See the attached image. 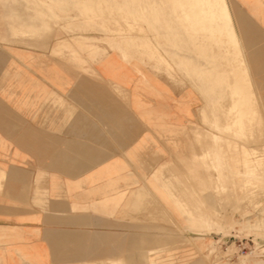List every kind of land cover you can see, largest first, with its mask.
<instances>
[{"label":"rangeland","instance_id":"rangeland-1","mask_svg":"<svg viewBox=\"0 0 264 264\" xmlns=\"http://www.w3.org/2000/svg\"><path fill=\"white\" fill-rule=\"evenodd\" d=\"M111 57L139 77L154 72L171 82L177 100L189 94L194 114L170 132L184 138L172 144L178 151L162 176L174 181L168 192L177 206L166 199L164 207L149 206L147 237L108 264L264 260L236 249L242 240L264 244V0H0L5 103L13 72L15 86L37 88L21 95L31 107L21 118H44L48 86H106L92 74L83 85L34 76L59 71L61 61L71 67L75 58L85 68L70 69L91 71L93 61Z\"/></svg>","mask_w":264,"mask_h":264},{"label":"crops","instance_id":"crops-1","mask_svg":"<svg viewBox=\"0 0 264 264\" xmlns=\"http://www.w3.org/2000/svg\"><path fill=\"white\" fill-rule=\"evenodd\" d=\"M73 65L85 68L80 58ZM72 66L61 61L34 78L83 85L92 74L106 86L46 87L40 120L21 118L31 110L21 95L37 88L15 86V72L5 103L0 65V264L119 261L146 238L149 206H177L174 181L162 176L178 151L172 144L184 141L170 132L193 116L192 97L177 100L171 82L139 77L114 57L93 61L91 71Z\"/></svg>","mask_w":264,"mask_h":264},{"label":"built area","instance_id":"built-area-1","mask_svg":"<svg viewBox=\"0 0 264 264\" xmlns=\"http://www.w3.org/2000/svg\"><path fill=\"white\" fill-rule=\"evenodd\" d=\"M236 249L241 255H256L259 258H264V244L250 239L238 241Z\"/></svg>","mask_w":264,"mask_h":264},{"label":"bare ground","instance_id":"bare-ground-1","mask_svg":"<svg viewBox=\"0 0 264 264\" xmlns=\"http://www.w3.org/2000/svg\"><path fill=\"white\" fill-rule=\"evenodd\" d=\"M219 6H220V5H219ZM225 16H226V15H225ZM20 18H21V17H20ZM21 20H22V19H21ZM29 20H30V19H29ZM29 20H28V21H29ZM31 20H32V19H31ZM31 20H30V21H31ZM25 22H26V21H25ZM25 22H24V23H25ZM22 23H23V22H22ZM34 24H35V23H34ZM222 24H223V23H222ZM217 25H218V24H217ZM227 26H228V25H227ZM231 31H232V30H231ZM235 107H236V106H235ZM237 107H238V105H237ZM246 112H247V111H246ZM244 113H245V112H244ZM241 115H243V114H241ZM238 117H240V116H238ZM239 119H240V118H239ZM239 119H238V120H239ZM244 119H245V118H244ZM246 119H247V118H246ZM243 121H244V120H243ZM237 123H240V122H237ZM238 125H239V124H238ZM240 125H242V124H240ZM243 125H244V124H243ZM239 127H240V126H239ZM241 127H243V126H241ZM200 227H201V226H200ZM196 228H197V227H196ZM146 237H147V236H146ZM148 237H149V236H148ZM152 237H153V236H152ZM152 237H150V238H152ZM147 239H149V238H147Z\"/></svg>","mask_w":264,"mask_h":264}]
</instances>
